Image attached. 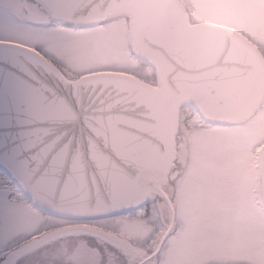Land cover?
<instances>
[{
    "label": "snow or ice",
    "instance_id": "snow-or-ice-1",
    "mask_svg": "<svg viewBox=\"0 0 264 264\" xmlns=\"http://www.w3.org/2000/svg\"><path fill=\"white\" fill-rule=\"evenodd\" d=\"M0 264H264V0H0Z\"/></svg>",
    "mask_w": 264,
    "mask_h": 264
}]
</instances>
